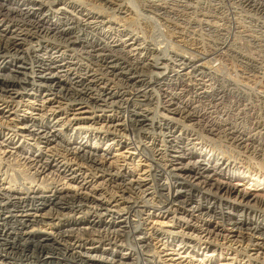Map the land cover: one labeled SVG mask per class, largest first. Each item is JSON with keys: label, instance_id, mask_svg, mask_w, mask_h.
Segmentation results:
<instances>
[{"label": "bare ground", "instance_id": "obj_1", "mask_svg": "<svg viewBox=\"0 0 264 264\" xmlns=\"http://www.w3.org/2000/svg\"><path fill=\"white\" fill-rule=\"evenodd\" d=\"M83 1L98 3L105 13L122 11L123 0ZM224 1L232 13L264 18V0ZM48 10L27 0H0V112L12 113L19 104L31 109L14 125L0 122V257L11 264H131L81 255L79 249L87 248L134 257L135 264H159L151 243L157 240L172 252L171 246L189 249L206 261L226 250L231 261L241 256L243 264H264V165L258 158L261 173L248 169L251 153L264 156V145H253L257 136L264 139L262 132L219 128L168 102L152 110V92L176 82L164 73L153 79L150 67L72 22L51 21ZM129 138L125 145L150 162L144 176L150 187L143 189V180L107 156L112 144ZM231 151L242 153L244 164L231 159ZM248 182L256 186L249 189ZM147 189L152 192L145 199ZM149 218L161 219L160 227H148ZM168 223L174 229L161 227ZM28 224L54 228L42 235L27 231Z\"/></svg>", "mask_w": 264, "mask_h": 264}, {"label": "rangeland", "instance_id": "obj_2", "mask_svg": "<svg viewBox=\"0 0 264 264\" xmlns=\"http://www.w3.org/2000/svg\"><path fill=\"white\" fill-rule=\"evenodd\" d=\"M27 1L33 2L35 4H39L40 6L44 7L45 10L49 9L47 13L50 14L49 16L51 21L72 22L74 26L83 28L85 32L88 31L87 33L89 35L92 34V36H94L98 40V42L109 45L112 48L120 49V51L129 60L133 62H138L143 66L150 67L152 74L155 71L156 76L150 73L151 74L150 76L153 79L154 77L157 78L163 76L164 73L166 77L170 78V82L171 81L176 82L175 84H170V85L168 84L170 87L167 86V88H165L166 90L164 89L163 91H159V92L158 90H154L153 92H155L156 94L152 92L153 99L152 97L151 99L152 101L155 100L154 102L150 101L149 103L150 104L149 108H151L152 110L157 105H158L157 107H160V106H164V103L165 104L170 103L171 104L170 107H174V109H176L175 108L176 105V107L179 106V108H182L183 112L190 113L192 111L191 113H196L194 115H201L203 116V118H207L208 120H211L213 122V125H216L217 127L220 126L219 128H233L239 131L244 130V128L245 130L254 129L255 131H259V133L262 132V135L264 136V34H263L264 31L262 30L264 29L263 17L250 16L249 14L246 13L244 14L243 12L242 14L240 12L232 13L229 4L230 2L228 1L225 2L224 0H218V1L196 0L197 1L196 4L191 2L192 4L189 5H185V4L183 5L180 2L174 0H159V1L158 0H125V1L123 0L121 6V10H122L121 13L110 12L111 13L110 14L108 12L109 15L108 13H105L107 11L104 12V10L100 8V6H96L98 5V3L97 4L87 3L83 0H27ZM193 4L195 7L193 6ZM128 6H130L131 8ZM164 8L166 9V11ZM211 8L212 9L217 8V10H212ZM160 9H162V12ZM149 10L151 12L153 11L154 13L153 12L151 13ZM237 15L239 16L237 17ZM151 18L154 19L155 21H153ZM238 19L239 21H237ZM252 19H255V26H253L251 22ZM183 20L189 21V24L186 25L183 22ZM198 20L199 21L201 20L202 22L200 21L201 22L200 23ZM198 23L200 24L198 25ZM1 26L3 27V24H0V28H2ZM232 26L234 27L232 28ZM200 27H203L204 29L206 27V29L201 30ZM186 32L188 34H186ZM155 42L157 43L159 42V43L156 44ZM220 43H224L223 44L224 48L219 50L220 51L219 52L216 50V46ZM202 45H204L205 47ZM25 46L26 45H24V47ZM158 53L159 55L160 54L161 55L157 56ZM229 53L230 55H228ZM166 55L167 56L169 55L167 57L168 59L166 58ZM155 56H157V58ZM189 56H191V58ZM180 59L181 62H179ZM204 62L206 63L204 64ZM158 73L160 74V76H158ZM181 84L185 86L184 91H182L183 89H180V87L182 86ZM231 90L233 93L231 92ZM172 91L174 92V94L172 93ZM156 102L158 103L156 104ZM176 103L179 105H177ZM53 104L56 105L58 103L55 102ZM185 107L187 108L185 109ZM209 109L211 111H209ZM4 110L6 109L4 108ZM86 110L89 111L88 108H86ZM15 111H16V115L15 113H13ZM30 111L31 109H26V107L19 104L17 108L15 107L12 108V113L0 112V122L3 125L6 124L8 126L14 125L20 116L25 115L28 117ZM34 113H38V110L37 112ZM71 113L69 114V116H71ZM64 115L65 114H63V116ZM74 115L76 117H82L83 114L76 113ZM211 121H208L209 124H211ZM260 137L261 136H257L255 138L254 141L255 143L253 144L254 146L259 144L261 146L259 145L258 146L262 147L264 145V139ZM220 138L224 140L222 136ZM124 142L125 143L122 144L121 143L112 144L107 150L108 158L112 160L117 167H120L122 170L124 169L127 173L133 176V179L143 180L142 181L143 189L147 186L150 187V182H149L150 177L149 178L144 177L146 175L145 173L148 172L149 169L148 164L150 162L146 161L144 156H141V154L140 155L137 154V150L132 149L133 147L132 145L129 146L125 145L130 142V138L129 140H125ZM102 147H104V144L102 145ZM262 148H264V146ZM232 153L236 156H234ZM237 154H239L240 157ZM230 155H231L230 156L231 159L233 158L237 162L241 161L240 162L241 164L245 161V158L242 155V153H239L238 151L237 152L231 151ZM251 155L253 156V159L251 158V160H249L248 169L250 168L252 172H256L260 174L261 172L257 170L256 164L257 161L260 160V162H262L264 165V161H263L264 156L260 157L251 153L250 157H252ZM263 173L264 172H262V175L264 176ZM244 182L247 181L245 180ZM253 186L252 184L250 185V182H248V186L246 187H248L249 189L251 187L252 189ZM151 192L152 189H147L146 192L143 194V197L146 196L145 199H148L151 195ZM140 205L142 204L140 203ZM142 218H147V215L145 213L142 214ZM157 219L159 218H153V219L149 218V220H147V222L149 223L148 227L151 228L152 226L156 228L160 227L159 221L162 220L161 219L157 220ZM161 227L164 229H174L170 223L164 224ZM53 228H54L53 225L51 226L46 224H38V225L35 224V225L27 226V231L42 235H50L53 232ZM151 243L155 244V246L157 247V251L160 259L159 264H243V261L240 260L241 256L240 257L238 256L235 261L234 260L231 261L229 258H231L233 254H230V251L227 252L226 254V250L222 252L223 253L222 255L220 256L215 255L213 258H211V261H206L208 257H204L202 259L203 256H199L198 254L189 251V249L188 250L186 249L185 251L177 250L178 248L177 246H171L173 249H175L174 252H172L173 251L172 249H166L168 248V246L164 247L163 245H161V242H157V240H152ZM233 247L236 248L237 246H233ZM178 251L180 252L179 254H177ZM79 252L81 255L85 257H89L98 261L114 260L113 262L116 263H118V261H121L124 263L127 262L131 264H135L136 262L134 257L128 258L127 256H118L108 251L80 248ZM3 253L4 252H2V254ZM171 257L173 258L172 260ZM224 257H226V259H224ZM200 259H202L203 261L201 260L199 262ZM1 261L6 262L7 264H11L10 261H8L7 259H3V257H0V262Z\"/></svg>", "mask_w": 264, "mask_h": 264}]
</instances>
